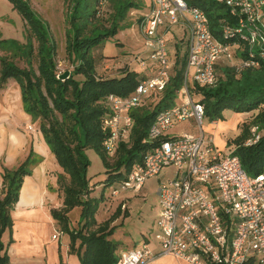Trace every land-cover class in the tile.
<instances>
[{
	"label": "trees",
	"instance_id": "obj_1",
	"mask_svg": "<svg viewBox=\"0 0 264 264\" xmlns=\"http://www.w3.org/2000/svg\"><path fill=\"white\" fill-rule=\"evenodd\" d=\"M9 1L28 24L26 44L10 41L15 54L18 53L28 67H20L7 54L1 55L0 89L9 78L17 81L24 111L33 121H39L45 144L63 170L57 175L63 206L60 209L51 208V217L61 232L68 234V248L80 264H116L124 250H121V242L113 239L116 224H111L118 216L119 207L107 220L98 223L95 214L99 207L107 203L103 202L106 198L113 200L115 196L111 190L109 196L104 191L99 196L93 194L95 186L101 181L97 183L87 176L90 161L86 150L93 148L102 158L107 175L101 182L102 186L113 185L112 188H115L133 164L142 161L144 154L154 145L148 139L147 129L155 115L179 101L186 57H181L179 66L173 68L172 77L162 92L153 93L154 100L129 111L133 118L131 135L128 140L118 143L116 161L109 165L102 146L107 134L103 120L110 112L106 98L109 94L130 95L142 77L133 70H124L122 75L112 78L97 77L95 63L102 55L97 52L95 57L91 51L101 48L107 39L124 28L123 21L129 9L137 8L139 4L134 0H104V5L110 6V10L106 17L101 18L103 0H65L69 24L65 32V48L73 68L68 78L60 79L56 70V46L47 24L30 7L29 0ZM187 2L190 7H199L207 15L209 28L217 37H220L224 25L235 24L236 18L229 13L224 0ZM105 19L107 26L102 23ZM34 41L37 74L31 64ZM220 62L216 65L217 80L213 86L198 85L193 81L187 86L190 94L197 98L194 101L201 104L211 122L224 120L223 110H232L239 115L254 112L249 122L242 123L240 134L234 139L235 147L229 153L238 156L242 168L252 177L264 171V62L257 68L241 69L236 67L237 61L233 64L226 60ZM151 103L152 106H149ZM251 125L257 126L260 137L256 142L245 143L251 137ZM39 159L30 152L18 167H5L0 174V264H8L2 234L13 225L11 211L18 200L23 177L31 173L33 163ZM75 207H80L77 227H73L68 216V212ZM103 208L105 212L108 203ZM245 264L257 263L251 259Z\"/></svg>",
	"mask_w": 264,
	"mask_h": 264
},
{
	"label": "built area",
	"instance_id": "obj_2",
	"mask_svg": "<svg viewBox=\"0 0 264 264\" xmlns=\"http://www.w3.org/2000/svg\"><path fill=\"white\" fill-rule=\"evenodd\" d=\"M187 1L151 0V9L139 21V31L147 58L154 64L152 75L139 81L130 95L109 94L106 98L110 112L103 120L107 134L102 146L110 156L118 143L131 135L129 111L143 105L148 94L163 90L172 77L167 40L158 28L178 25L186 30L180 99L155 115L147 129L154 145L111 190L113 196L138 194L148 178L168 168L173 170V177L158 185L154 235L159 250L141 240L122 250L116 264H148L165 255L190 264H245L251 259L264 264V171L251 177L237 155L215 150L213 135L205 136L201 128L203 107L192 99L187 86L188 79L213 86L216 65L222 60L237 61L240 69L257 68L264 62V0H224L236 20L223 26L220 37L209 28L207 15ZM137 59L140 64L145 62ZM191 120L200 128V135L168 136L176 124ZM259 137L254 126L246 143Z\"/></svg>",
	"mask_w": 264,
	"mask_h": 264
},
{
	"label": "crops",
	"instance_id": "obj_3",
	"mask_svg": "<svg viewBox=\"0 0 264 264\" xmlns=\"http://www.w3.org/2000/svg\"><path fill=\"white\" fill-rule=\"evenodd\" d=\"M134 1L139 4L137 8L129 9V14L134 17V19H130L128 13L126 16L130 20H134L132 21V26L118 30L113 38L107 39L100 46L101 48L93 53H101V60L111 62L117 60V63L124 61L129 65V70L137 72V74L144 79L152 75L154 64L147 58L144 45H142L141 31H139L138 27L141 16L151 9L152 2L151 0ZM126 19L123 23H127L128 20ZM158 30L159 33L164 34L169 52L171 50L170 48H172V42H176V40L174 41L175 38L182 39L188 35L187 32H185L186 30L178 25L170 26L169 29L161 26ZM122 41L128 43V46ZM137 57L144 59L145 62L140 64ZM170 60L172 61V58H170ZM172 64L174 68V61H172ZM159 92L162 91L154 93L158 94ZM151 99H154L153 92L144 97V105L147 103L146 101ZM179 99L180 93L177 100ZM188 123L190 124L191 121ZM188 123L176 124L171 128L169 133L175 132L172 136L181 133L195 134L191 128L185 126ZM28 124H34V121L22 107L19 84L16 80L9 78L7 83L0 89V169L3 170L5 167L13 169L18 167L19 163H21L30 152L34 153L36 157H40V159L33 163L31 173L23 177L24 179L19 190L20 194L18 200L11 211L13 221L11 236L14 237V240H11L8 244L9 240H6V237L4 238L2 235V241L7 253L9 256H12L13 260L18 258L20 262H27L28 260L38 259L40 264H80L77 256L71 253L68 248L70 243L68 234L61 232L56 221L53 220L50 214L51 208L60 209L63 206L62 195L61 192L58 191L57 177V175L62 174L63 170L56 162L50 149L46 146L40 131L38 133H31L24 129ZM217 129H219V127ZM217 129L215 128V130ZM134 195L129 192L121 193L122 199L127 202H129ZM45 201H47L48 204L47 209L44 206ZM120 201L121 200H119V202ZM113 203H117V196L113 198ZM74 209L78 210V207ZM74 209L70 210L68 214ZM105 212L103 211V213L95 214L98 223L107 220L109 215L105 216ZM76 213H74L73 217H75ZM70 219L72 218L70 217ZM111 224H116L114 235H116L117 240L122 242V244L120 243L122 246L121 250L133 248L141 240L149 242L154 251L159 250V245L156 241L150 240L145 235L135 240L129 230H127V236L121 241L118 216ZM72 225H75L73 219ZM57 232L58 235L53 237ZM130 237L133 239L131 240ZM124 240H126L127 244H123ZM148 264L190 263L181 258L165 255L164 257H157Z\"/></svg>",
	"mask_w": 264,
	"mask_h": 264
},
{
	"label": "rangeland",
	"instance_id": "obj_4",
	"mask_svg": "<svg viewBox=\"0 0 264 264\" xmlns=\"http://www.w3.org/2000/svg\"><path fill=\"white\" fill-rule=\"evenodd\" d=\"M29 2H30V7L47 24L49 33L52 36L53 41L55 42V46H56L55 61L57 63L56 70L58 74H61L64 71H69V72L72 71L73 64L71 63V58H69L65 48L66 45L65 32L69 27V24L66 20V13L68 9L67 2L65 0H29ZM100 7L102 8L100 17L104 18L108 15L107 13L110 10V6L108 7V5L106 6L100 5ZM128 16L130 17V19H134V17H132L130 14ZM130 19L129 18L126 19L128 21L127 23H125L126 25L123 24L124 28L132 26V21L134 20H130ZM102 23L104 26L108 25L106 19L102 20ZM27 30H28L27 22L22 19L20 13L17 11L16 8L13 7L12 3L9 0H0V56L7 54L9 58H11L14 61V63L18 64L20 67H28V64H26V61L24 59L20 58V55H18V53L15 54V51L13 50L14 45L10 43V41L16 40L19 44L22 45L26 44ZM175 40L176 42H172L171 44L172 48H170L171 50L169 52L170 58H172V61H174L175 64L174 69L177 68L176 66H179V62H181L180 59H182L181 57H184L185 59V54H186L185 38L182 39L175 38L174 41ZM122 42L128 46V43H126L125 41ZM142 45H143V36H142ZM35 46H36V42L34 41L32 45V50H33L32 52L34 53L31 56L32 58L31 64L34 73L37 74L38 71H37L36 58L35 56H33L36 52ZM95 51H98L97 48L95 49ZM91 52L95 56L96 53H93L94 52L93 49ZM219 64L223 65V63L221 62ZM95 65H96L95 72L97 77L99 78L101 77L112 78L115 76H120L122 71L129 70L130 68L129 65L126 64L124 61L123 62L120 61L119 63H117V60L111 62L100 59V61H96ZM80 77L81 76H78V78ZM187 81L188 83L191 82L190 79H188ZM191 97L193 100L197 99L192 95ZM152 104L153 103L148 105L152 106ZM222 114L224 120L222 121L217 120L214 121V123L211 122L209 117L205 116L201 128L203 129L205 136H208L209 134L213 133L214 148L216 151H220L223 154H229L232 152V150L235 147L234 139L240 134V130L243 127L242 123L249 122L252 119L254 112L253 113L245 112L239 115L233 112L232 110L230 111L223 110ZM29 126L32 127L31 130L29 129ZM185 126L191 128L196 135H200L201 130L200 128L197 127V125L193 120H191L190 124L188 123ZM254 126L255 125H251L250 132L252 127ZM218 127L219 129H217ZM215 128L217 130H215ZM24 129L31 133L33 132L38 133L40 131L39 121L35 120L34 124L31 125L28 124L24 127ZM174 133H168V136H172ZM117 151L118 148L113 155L108 156L107 154H105L109 165L113 164L116 161L115 159L117 158V154H118ZM86 155L88 157V160L90 161V164L87 168V176L93 181H96L97 183H99L100 181L102 182L107 175L105 173V166L101 156L93 148L87 149ZM1 172L2 170L0 169V174ZM173 173L174 172L172 169H166L162 171L160 175L148 178V180L144 182L142 190L138 194L132 196L129 202L124 201L122 199L121 193L123 192L117 195V203H113L112 199H111L112 202H110L111 200L108 198H106L103 201L108 203V208L106 209V212L104 214L105 216L111 215L114 212V210L117 207H119L118 217H119V231H120L121 241L127 236L128 234L127 230L131 231L132 236L135 240L145 235L150 240L155 241L154 234L157 231L155 227V220L158 216L157 213L159 209V201L157 196L158 185L163 180L173 177ZM1 182L2 179L0 178V192L2 187ZM101 182L95 186L93 194L99 196L100 193L104 191L105 195L109 196L110 190H112L113 185L103 187ZM119 200H121L122 202L119 203ZM107 203L100 206L96 214L103 213V209H104L103 207L107 205ZM44 206L46 209L48 208L47 201H45ZM79 211H80V207H78V210L74 209L70 214H68L69 219L71 217L74 220L75 225L73 227L78 226L77 218L79 215ZM74 213H76L75 217H73ZM11 231H13L12 227L7 229L2 234L4 238L6 237V240H12V241L14 240V237L11 236ZM130 238L131 240L133 239L132 237ZM113 239H117L116 235L113 236ZM123 242H124L123 244H127L126 240H124ZM8 264H40V263L38 259L28 260L27 262L26 261L20 262L18 258L13 260L12 256L11 255L9 256L8 254Z\"/></svg>",
	"mask_w": 264,
	"mask_h": 264
},
{
	"label": "water",
	"instance_id": "obj_5",
	"mask_svg": "<svg viewBox=\"0 0 264 264\" xmlns=\"http://www.w3.org/2000/svg\"><path fill=\"white\" fill-rule=\"evenodd\" d=\"M68 75H69V71H64L61 74H58L57 77H59L60 79H66L68 78Z\"/></svg>",
	"mask_w": 264,
	"mask_h": 264
}]
</instances>
